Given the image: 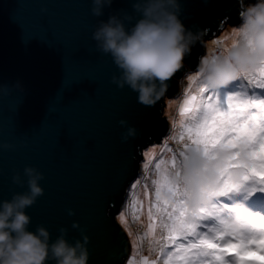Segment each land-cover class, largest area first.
Here are the masks:
<instances>
[{"label": "water", "instance_id": "1", "mask_svg": "<svg viewBox=\"0 0 264 264\" xmlns=\"http://www.w3.org/2000/svg\"><path fill=\"white\" fill-rule=\"evenodd\" d=\"M134 2L112 0L94 17L91 0H0V144L12 145L0 149V200L27 191L12 183L15 172L23 178L24 167L37 168L44 195L25 210L29 230L43 225L55 240L64 227L71 242L80 239L71 228L79 223L89 238L88 264L127 263L133 249L116 216L139 177L143 149L170 131L164 100L179 95L185 72L198 71L206 41L240 25L256 0H179L182 23L200 39L153 106L111 83L119 71L91 38L110 16L134 23ZM121 119L139 132L126 143Z\"/></svg>", "mask_w": 264, "mask_h": 264}, {"label": "clouds", "instance_id": "2", "mask_svg": "<svg viewBox=\"0 0 264 264\" xmlns=\"http://www.w3.org/2000/svg\"><path fill=\"white\" fill-rule=\"evenodd\" d=\"M111 3L112 0H91L92 16H101L102 8ZM133 11L138 17L134 23L130 16L123 19L110 16L107 22H99L91 38L100 52L111 57L119 71L111 83L118 89L127 87L136 93L139 104L153 106L166 93L168 81L183 67V60L200 36L182 23L179 0H135ZM126 22L131 26H126ZM262 63L264 0H256L245 8L240 25L233 29L231 42L223 51L218 56L201 59L196 79L199 86L221 90ZM118 124L125 129L121 133L122 143L138 136V129L126 120L121 119ZM11 148L12 145L0 144V149ZM224 160V153L209 160L195 149L182 157L181 174L174 179L183 185L190 207L201 208L210 203L208 194L217 186L216 169ZM241 171L235 170L233 178L237 182ZM11 179L14 185L26 184L27 191L0 200V264H88L89 238L79 223L73 222L71 228L80 233V239L71 242L64 227L59 228L55 240L43 225L29 230L31 217L25 210L44 195L40 186L43 174L35 167L26 166L23 178L15 172ZM67 214L75 213L68 209Z\"/></svg>", "mask_w": 264, "mask_h": 264}, {"label": "snow or ice", "instance_id": "3", "mask_svg": "<svg viewBox=\"0 0 264 264\" xmlns=\"http://www.w3.org/2000/svg\"><path fill=\"white\" fill-rule=\"evenodd\" d=\"M194 79L189 77L190 83ZM231 86L237 90L229 91ZM179 115V138L190 142L185 144L182 157L195 149L209 160L224 153L225 160L216 169L217 186L208 194L210 203L195 209L189 206L183 185L174 179L181 174L177 157L172 158L173 170L163 166L164 161L156 164L155 191H145L146 198L154 196L147 209L145 235L152 236L159 249L151 264H264V215L219 201L248 182L253 184L251 191L259 186L264 192V63L225 89L210 90L201 85L192 94L189 88ZM237 169L242 170L239 182L233 178ZM138 184L139 180L132 189ZM131 195L133 219L138 220L143 205L137 207L134 192ZM118 220L121 225L127 222L124 211ZM209 220L215 223H202ZM128 264H133L132 260Z\"/></svg>", "mask_w": 264, "mask_h": 264}, {"label": "rangeland", "instance_id": "4", "mask_svg": "<svg viewBox=\"0 0 264 264\" xmlns=\"http://www.w3.org/2000/svg\"><path fill=\"white\" fill-rule=\"evenodd\" d=\"M234 28L236 27L226 26L217 37L207 40L205 43L206 53L203 58L218 56L223 51L224 47L231 42V35ZM197 76L198 71L185 72L183 77L179 80V95L171 99L165 98V105L162 109V115L164 114L169 120L170 131L163 139L162 143L152 144L143 149V158L139 162V177L132 183L134 184L137 182V180H139V184L134 190L132 189L131 184L130 188L127 190L126 200L121 210L124 211L127 222L124 225H121L118 220L120 213H118L116 216L118 223H120L122 228L125 230L133 249L126 264H128L129 260H132L133 264H145V259H147L148 264H151V261L155 260L159 254V249L157 246H155L153 237L145 235L147 233V224L149 222L147 218V209L149 207L150 199H154V196L146 198L145 191L147 189L150 194L154 193L155 191V186L152 184V181L157 178L156 164L164 161L165 163L163 166H166L169 170H173V156L175 155L177 157V161L180 164L182 153L185 151L184 146L185 144L190 143L186 137L183 141H181L179 138V134L181 132L180 123L182 120L179 115V106L184 99V93L186 90H189L190 88V92L192 94L197 93L199 87L197 79L192 80L191 83L189 81V77ZM228 90L236 91L237 89H235V86H231ZM165 145L167 148H165ZM176 170H179V168ZM252 187L253 184L251 182L246 183L244 187L238 191V197L234 196L233 198L231 197L230 200L226 201L222 198H219V201L220 203L229 206L239 205L243 210L249 212L250 214H255V212H257V214L264 215V200H256L252 198L249 201H246L245 198L241 196L243 192H250ZM133 192L135 194V200L137 201V207H139L140 204L143 205L142 212L138 213V220L133 219L131 207V194ZM202 223L207 226H212L215 222L209 220ZM129 233H131V235ZM134 243L136 244L135 249L133 248Z\"/></svg>", "mask_w": 264, "mask_h": 264}, {"label": "trees", "instance_id": "5", "mask_svg": "<svg viewBox=\"0 0 264 264\" xmlns=\"http://www.w3.org/2000/svg\"><path fill=\"white\" fill-rule=\"evenodd\" d=\"M235 89H237V87L235 86ZM250 183V182H248ZM252 183V182H251ZM257 187V190L256 191H251L250 192H243V194L241 196H243L245 198L246 201H249L250 199L254 198L256 200H264V192L262 191H259V186H256ZM238 193L239 192H236V193H230L227 197H221L222 199H224L225 201L226 200H230L231 197L233 198L234 196L235 197H238Z\"/></svg>", "mask_w": 264, "mask_h": 264}, {"label": "bare ground", "instance_id": "6", "mask_svg": "<svg viewBox=\"0 0 264 264\" xmlns=\"http://www.w3.org/2000/svg\"><path fill=\"white\" fill-rule=\"evenodd\" d=\"M183 84V83H182ZM183 86H184V84H183ZM257 214V212H255V214H253V215H256ZM259 215H261V214H259Z\"/></svg>", "mask_w": 264, "mask_h": 264}]
</instances>
